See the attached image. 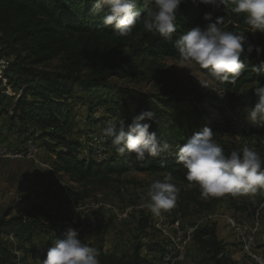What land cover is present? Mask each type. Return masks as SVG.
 Returning a JSON list of instances; mask_svg holds the SVG:
<instances>
[{
  "label": "trees",
  "instance_id": "trees-1",
  "mask_svg": "<svg viewBox=\"0 0 264 264\" xmlns=\"http://www.w3.org/2000/svg\"><path fill=\"white\" fill-rule=\"evenodd\" d=\"M94 3L95 0H0V60L6 58L1 72L4 86L0 80V116L7 117L9 126L15 128L20 137L10 149L20 151L27 141L40 145L37 142L42 140L46 151L55 155L54 171L68 174L76 183H86L95 176L105 182L112 175L142 171L162 176L172 172L178 186L179 183H189L185 178L187 170L174 156L176 147L186 142L172 141L166 135L168 132L173 133L174 138L184 140L185 128L192 133V129L198 132L207 126L213 129L214 139L222 145L226 155L245 144L253 148L246 138L238 142L222 140L219 125L216 122L211 125L201 123V113L195 109L186 110L185 103L189 101L184 98H160L117 86L111 80L123 78L127 70H136L142 65L157 75L161 66L155 62L161 58L181 61L173 46L175 39L196 26H205L207 21L203 14L212 11L210 6L199 2L194 4L192 0L182 3L177 14V32L169 42L158 34L145 31L139 24L131 36L118 37L113 33V27L103 24V13L91 11ZM144 3L145 0H140L139 6L143 7ZM213 16L222 18L221 27L226 30L246 28L243 13L237 15L225 10L215 11ZM245 35L250 43L264 48V33L247 31ZM241 59L249 67L235 83L216 81L206 69L201 71L209 76L231 105L250 109L258 99L252 88L264 86V69L253 73L251 65L264 60V54L258 58L253 51L246 60L243 56ZM52 60L57 63L50 69L45 68L44 65ZM6 85L16 96L4 93ZM78 91L82 92L80 96ZM110 91H113L112 95L115 93L117 101L125 102L130 96L136 103L133 111H121L119 118L125 119L126 125L135 115L153 111L155 119H145L142 123H149V131L155 132L161 141H168L173 151L137 161L131 153L118 155L110 140L105 138L101 151L103 158L96 159L94 149L88 143L95 133L93 128L102 122L96 115L102 103L94 102L93 96ZM72 100L87 103V111L78 121L70 110ZM258 130L263 132L264 127ZM260 139L259 152L264 157V139ZM82 146L86 149L83 156L79 155ZM44 229L48 232L54 230L59 237L66 231L54 224H43L28 213L11 214L4 210L0 215V264H33L30 258L35 256L41 263L47 252L41 254L32 241L35 231L46 232ZM54 241H49L48 245L53 246ZM192 241L200 252L196 264H236L213 223L197 226ZM90 246L100 250L101 264H153L148 254L153 250L162 252V245L158 243L153 247L136 242L129 254L122 255L105 249L103 241Z\"/></svg>",
  "mask_w": 264,
  "mask_h": 264
},
{
  "label": "rangeland",
  "instance_id": "rangeland-1",
  "mask_svg": "<svg viewBox=\"0 0 264 264\" xmlns=\"http://www.w3.org/2000/svg\"><path fill=\"white\" fill-rule=\"evenodd\" d=\"M56 63L57 60H52L44 67L50 69ZM155 63L161 66L157 75H153L142 65L136 70H127V75L123 78H112V83L148 92L160 98H184L189 101L185 103L186 110L191 112L195 109L197 113H201V123L211 125L216 122L219 125L222 140L238 142L246 138L259 151L258 140L261 137L264 139V130L262 132L258 129L262 127L249 124L246 109L240 105H231L229 99L199 66H180L182 61L170 57L161 58ZM5 64L6 58H1L2 86L5 81L1 72ZM5 87L4 93L16 96L7 85ZM112 93L110 91L101 96H93L94 102L102 103L96 113L102 122L93 128L95 133L88 143L94 149L93 156L96 159L103 158V153H99L105 140L101 136V130L108 120L118 121L121 111H133L136 106L130 96L122 102L117 101V96ZM78 94L80 96L82 92L78 91ZM71 102L70 110L72 115L77 116L78 121L84 111H87V103ZM186 130H183L186 132L184 140L174 138L171 132L166 135L172 141L187 142L196 131L192 129L191 133ZM11 132L6 137L10 139V147L19 142L16 129L13 128ZM27 143L36 147L37 152L33 158H0V215L4 210L11 214L28 213L43 224H54L66 230L72 227L79 231L80 238L85 243L93 245L103 241L105 249L121 255L129 254L136 242L151 244L153 247L158 243L162 245V252L153 250L148 254L153 264H164L166 256L177 251L176 245L184 247L183 257L176 264H196L200 259V252L192 241L193 231L197 226L210 223L215 225L218 237L227 244V250L237 264H257L239 253V245L241 247L243 240L238 232H243V238L251 233L253 248L256 253L259 252L257 254L264 256V190L237 196L225 194L221 197L205 198L196 184L179 183L180 192L175 206L162 212L159 217H154L140 197L146 193L153 179H162V174L136 171L119 176L112 175L105 182L100 176H95L86 183H76L68 174L54 171L55 155L46 151L42 140L37 142L40 145L32 140ZM82 147L79 153L81 156L86 154V149ZM45 231L36 230L32 241L41 254L52 247L48 245L49 241L59 237L54 230ZM45 258L46 256L43 257ZM30 259L33 264H41L38 263L40 260L37 256Z\"/></svg>",
  "mask_w": 264,
  "mask_h": 264
},
{
  "label": "clouds",
  "instance_id": "clouds-1",
  "mask_svg": "<svg viewBox=\"0 0 264 264\" xmlns=\"http://www.w3.org/2000/svg\"><path fill=\"white\" fill-rule=\"evenodd\" d=\"M185 2L187 0H145L144 6L140 7V0H95L91 11L94 14L103 13V24L113 27V33L118 37L131 36L139 24L145 31L171 42L177 32L180 5ZM192 2L208 5L212 11L203 14V19L207 21L205 26H196L175 39L173 46L182 61L180 66L190 68L197 65L206 69L216 81L235 83L249 67L241 57L246 60L253 51L258 58L264 54V48L250 43L245 35L247 31L264 33V0ZM225 10L237 15L243 13L246 28L231 31L221 27L222 18H214L213 12ZM262 69L264 60H260L258 65H251L253 73ZM252 89L258 99L254 106L246 109L247 120L253 126L264 127V86ZM145 119H155V113L143 111L127 125L123 118L118 121L109 119L101 130L102 136L110 140L118 155L131 153L137 161H143L146 156L159 157L162 153L172 152L173 146L168 141H161L155 132L149 131V123H142ZM175 158L187 170L185 178L189 185H198L205 198L264 190V157L261 153L245 144L226 155L222 145L214 139V131L210 127L205 126L189 137L186 143L178 145ZM179 192L173 173L167 172L162 179H153L140 199L154 217H159L175 206ZM99 256L98 248L85 243L77 229L68 227L48 248L41 264H101Z\"/></svg>",
  "mask_w": 264,
  "mask_h": 264
},
{
  "label": "bare ground",
  "instance_id": "bare-ground-1",
  "mask_svg": "<svg viewBox=\"0 0 264 264\" xmlns=\"http://www.w3.org/2000/svg\"><path fill=\"white\" fill-rule=\"evenodd\" d=\"M36 152L37 151H36L35 145L34 144H28V146H26L23 150L17 151V152H13V154H11V153H0V158L1 157H3V158L5 157L6 158V157H9V156H12V157H17V156H21L22 157V156H24V157H28V158H33L35 156ZM236 229L238 230V228H236ZM242 233L243 232H238V235L241 236L242 237V240H243L242 245H241V250L243 251V253L247 257H249L252 260L256 261L257 264H262V261H260L259 258H264V256L257 254L259 252L256 253L255 249L253 248V239H250L249 236H247V238L246 237L243 238V234ZM244 236H245V234H244ZM174 241L176 242V240H174ZM176 247H177L176 248L177 251L175 253H169L166 256V258L164 257L165 258V260L163 261L164 264H176L177 262H179V260H181V258L183 257V253H184V247L183 246L182 247H179L178 245H176ZM179 248H180V251H179ZM166 249H167V247L165 248V250Z\"/></svg>",
  "mask_w": 264,
  "mask_h": 264
},
{
  "label": "crops",
  "instance_id": "crops-1",
  "mask_svg": "<svg viewBox=\"0 0 264 264\" xmlns=\"http://www.w3.org/2000/svg\"><path fill=\"white\" fill-rule=\"evenodd\" d=\"M13 130V127H10L9 126V123H8V121H7V119L5 118V116H0V144L3 146V147H5V148H8L9 149V141H10V139L8 138H6L8 135L7 134H12V131ZM18 136H19V134H17ZM11 137V136H10ZM15 139H17V138H15ZM20 139V137L17 139V140H19ZM16 144H14V146H15ZM14 146H12V147H14ZM239 253H241V255L243 256V255H245L243 252H242V250H241V247H240V245H239ZM230 255H231V253H230ZM246 256V255H245ZM239 257V256H238ZM233 259V258H232ZM235 261V260H234ZM237 264V263H236Z\"/></svg>",
  "mask_w": 264,
  "mask_h": 264
},
{
  "label": "built area",
  "instance_id": "built-area-1",
  "mask_svg": "<svg viewBox=\"0 0 264 264\" xmlns=\"http://www.w3.org/2000/svg\"><path fill=\"white\" fill-rule=\"evenodd\" d=\"M236 122H239V121H236ZM248 123L251 124L249 121H248ZM38 149H39V147H38ZM100 149L101 148H99V153H102L101 151L103 150V147H102V150H100ZM12 152H17V151H15V150L14 151H8L5 147L0 146V153H12ZM248 234H249L250 239H252V234L251 233H248ZM253 244H254V242H253ZM179 251H180V248H179ZM259 259H260V261H262V264H264V258H259Z\"/></svg>",
  "mask_w": 264,
  "mask_h": 264
}]
</instances>
